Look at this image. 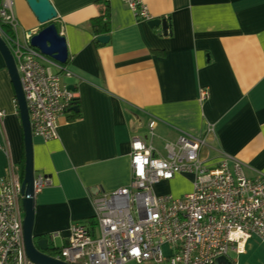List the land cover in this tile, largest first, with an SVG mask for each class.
I'll return each instance as SVG.
<instances>
[{"label": "crops", "instance_id": "0c3cea01", "mask_svg": "<svg viewBox=\"0 0 264 264\" xmlns=\"http://www.w3.org/2000/svg\"><path fill=\"white\" fill-rule=\"evenodd\" d=\"M141 1L151 18L168 19L167 33L136 17L123 0H108L109 38L96 45L91 19L100 0H50L68 49L70 75L62 81L79 112L75 118L68 111L59 115L57 137L32 138L34 174L49 179L34 196L33 233L47 237L54 249L66 242L72 221L93 217V194L128 184L134 135L175 140L181 131L201 136L212 123L203 160L213 165L226 153L244 162L248 175L264 172V0ZM12 5L19 30L43 26L25 0ZM0 108V140L20 172L23 134L1 54ZM152 117L154 136L148 130ZM6 166L0 151V177ZM182 179L189 184L178 190ZM191 188L190 174L154 185L155 193L175 196ZM229 257L232 264H264V242L252 237Z\"/></svg>", "mask_w": 264, "mask_h": 264}, {"label": "built area", "instance_id": "2783aa9c", "mask_svg": "<svg viewBox=\"0 0 264 264\" xmlns=\"http://www.w3.org/2000/svg\"><path fill=\"white\" fill-rule=\"evenodd\" d=\"M123 1L139 19H151L141 0ZM12 6V0H0V35L19 74L32 135L53 139L57 118L73 106L75 94L62 81L70 72L32 46L29 31L20 39ZM4 114L0 108V122ZM155 124L152 117L151 136ZM213 132L212 123L201 136L181 131L175 140L163 141L162 148L147 136L134 135L128 184L93 194L94 223L72 221L54 257L70 264H214L231 250L242 251L252 237L264 242V172L250 176L244 162L226 153L209 165L201 148ZM0 151L7 157V173L0 177V264H36L24 245L22 176L1 140ZM177 174L192 175L190 191L155 193L156 183ZM48 180L34 174L35 194Z\"/></svg>", "mask_w": 264, "mask_h": 264}, {"label": "water", "instance_id": "95a60500", "mask_svg": "<svg viewBox=\"0 0 264 264\" xmlns=\"http://www.w3.org/2000/svg\"><path fill=\"white\" fill-rule=\"evenodd\" d=\"M29 9L42 26L37 31H29V42L36 47L42 54L49 56L59 64H65L68 59V49L65 36L62 35L54 19L57 12L50 0H25ZM153 26H161L163 33H167L168 19L154 17L147 21ZM107 35L97 37L99 42L108 41ZM0 54L4 60L9 79L12 83L15 95L17 110L19 113L20 124L23 134L24 144V173L21 182V208L23 212V236L27 256L36 264H70L55 258L50 254L52 248L49 245L47 237H38L33 233L34 222V168H33V150L31 127L29 122L28 110L21 88L19 74L13 59V56L0 35ZM68 88L70 86H67ZM70 89V88H69ZM75 109V106L71 107ZM214 264H232L229 256H219L215 259Z\"/></svg>", "mask_w": 264, "mask_h": 264}, {"label": "trees", "instance_id": "16d2710c", "mask_svg": "<svg viewBox=\"0 0 264 264\" xmlns=\"http://www.w3.org/2000/svg\"><path fill=\"white\" fill-rule=\"evenodd\" d=\"M109 16L110 15H109L108 0H100L99 14L91 19V27L93 28V32L95 34V38L93 39V43L96 45L99 44V42L97 40L98 36H100V35H107L108 36L109 35V32H110ZM73 105H75L76 109L78 108L77 98L73 99ZM71 107L67 110L68 111V117L69 118H75L76 116L79 115V112H77L76 109H72ZM23 173H24V162H23L22 166L20 167L21 176H23ZM87 220L94 223L93 217L90 219H87Z\"/></svg>", "mask_w": 264, "mask_h": 264}, {"label": "rangeland", "instance_id": "374dc122", "mask_svg": "<svg viewBox=\"0 0 264 264\" xmlns=\"http://www.w3.org/2000/svg\"><path fill=\"white\" fill-rule=\"evenodd\" d=\"M5 28H6V26H5ZM27 31H28V30H27ZM11 32H12V31H11ZM19 37H20L21 40H23V31H21V30H19ZM52 68H53V67H52ZM153 142H154V145H156L157 147L162 148V143H163V141H162L161 139H155ZM188 184H189L188 180H186V179H182L181 181H178V182L175 183V188H177L178 190H184V189L187 188ZM173 191H174V190H173ZM175 192H176V191H174L173 193H174V194H177V193H175ZM59 245H60V244H58V246L56 245V247L59 248ZM61 246H62V245H61ZM56 247H55V248H56ZM163 250H166L165 247H163ZM50 254H52V256L56 255V254H57V250H56V249H54V250L52 249L51 252H50ZM127 264H150V263H148V262H143V263L129 262V263H127Z\"/></svg>", "mask_w": 264, "mask_h": 264}, {"label": "flooded vegetation", "instance_id": "af4514ba", "mask_svg": "<svg viewBox=\"0 0 264 264\" xmlns=\"http://www.w3.org/2000/svg\"><path fill=\"white\" fill-rule=\"evenodd\" d=\"M16 165V164H15ZM17 166V165H16ZM50 253V252H49Z\"/></svg>", "mask_w": 264, "mask_h": 264}]
</instances>
